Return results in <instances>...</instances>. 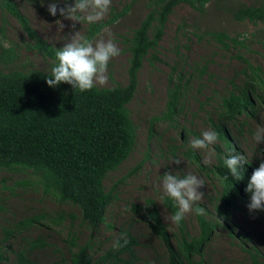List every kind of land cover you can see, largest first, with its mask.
Masks as SVG:
<instances>
[{
    "label": "rangeland",
    "instance_id": "obj_1",
    "mask_svg": "<svg viewBox=\"0 0 264 264\" xmlns=\"http://www.w3.org/2000/svg\"><path fill=\"white\" fill-rule=\"evenodd\" d=\"M15 1L45 40L54 46L64 42V32L69 31L72 21L61 18L65 28L57 31L53 21L59 14L57 17L49 15L47 2L41 6L38 1ZM255 1L213 0L203 12L181 4L169 16L163 38L154 51L156 57L145 60L138 75L137 92L128 104L136 125V142L128 158L105 177V188L112 190L113 197L106 205L105 221L99 226L90 227L81 219L77 208L43 192L33 175L0 169V254L5 256L0 264H23L19 259L22 252L40 264H68L71 247L75 250L88 243L91 253L97 257L112 247L115 239L128 233L137 236L141 243L139 264H162L161 256L157 259L161 246L141 219L142 207L148 199H154L170 231L175 229L156 191L158 175L172 170L180 174L192 172L204 180L205 185L200 189L204 195L196 203L210 204V199L213 200L215 180L194 163L188 141L201 130L212 129L210 117L217 115L219 97L232 87V81L242 84L247 78L244 71L248 61L259 64L264 72V22L240 21L231 11L239 4ZM148 2L112 0L102 21L112 20L127 6L129 9L103 28L115 37L121 53L109 62L107 83L98 86L127 82L129 51L125 39L146 15ZM75 24L76 29L86 35L88 24ZM217 31L226 32L236 40L228 39L222 44L211 34ZM4 49L14 50L15 64L4 60ZM50 64L51 59L29 49V39L20 24L0 4V68L18 65L47 70ZM175 89L178 98L173 113L170 102ZM257 125H264V111L251 122V129L243 127L240 141L249 157L257 150L250 135ZM194 152L202 162L204 154H207V164L215 162L213 145ZM173 156L182 159L179 165L171 163ZM137 206L140 209H135ZM185 218L190 232L198 234L194 210L186 213ZM249 218L246 211L236 214L241 229L250 226L254 232L264 229V223ZM29 219L33 223L24 225ZM251 236L257 240V235ZM37 237L48 245L31 250V241ZM258 245L264 252V242ZM207 252L212 264H252L250 255L240 247L238 240L227 237L223 231L215 235Z\"/></svg>",
    "mask_w": 264,
    "mask_h": 264
},
{
    "label": "trees",
    "instance_id": "obj_2",
    "mask_svg": "<svg viewBox=\"0 0 264 264\" xmlns=\"http://www.w3.org/2000/svg\"><path fill=\"white\" fill-rule=\"evenodd\" d=\"M32 1L39 3V0ZM211 1L149 0L146 15L125 39L129 51L125 84L96 85L81 92L67 83L49 87L44 80L45 70L18 65L0 68V169L33 175L43 192L77 208L81 219L90 227L103 223L106 205L113 197L112 190L105 188V177L128 158L136 142V125L128 104L137 92L139 72L146 59L156 57L154 51L163 38L169 16L178 5H189L203 12ZM0 4L20 24L29 39V49L51 59L53 64L59 46L39 34L15 0H0ZM128 9L129 6L107 22L88 25L86 35L91 37L101 31ZM231 11L237 20L264 22V0L239 4ZM211 34L222 44L228 39L236 40L226 32ZM2 55L8 64L16 63L13 49H4ZM244 73L247 78L242 84L231 82L232 87L219 97L216 117H210V125L218 134L213 145L215 162L203 163L199 154L188 148L194 163L216 183L210 204L194 205L203 209L201 213L193 209L198 234L190 232L185 216L179 224L174 222L175 229L170 231L154 199H148L142 207L141 219L161 246L157 259L161 256L162 264H212L207 256L208 247L222 231L238 240L252 264H264V252L258 245L264 242V229L256 232L252 226L241 229L236 219L238 212L246 211L254 222L264 223V211L249 213L246 209L248 194L244 191L248 176L259 163L256 151L264 149V144L257 145L254 156L249 157L240 141L243 127L251 129V122L264 111V72L259 64L248 61ZM177 98L175 89L170 102L173 113ZM227 149H234L251 160L245 165L240 181L233 180L222 165L221 157L227 154ZM162 203L171 215L174 211L171 201L165 199ZM27 223L33 221L29 219L24 225ZM252 234L257 235L256 241ZM119 238L126 239L127 243L118 248L112 246L97 257L91 253L89 243L75 250L71 247L68 264H139L141 243L137 236L128 233ZM47 245L37 237L32 239L30 249ZM4 257L0 254V259ZM19 259L23 264H40L23 252Z\"/></svg>",
    "mask_w": 264,
    "mask_h": 264
},
{
    "label": "clouds",
    "instance_id": "obj_3",
    "mask_svg": "<svg viewBox=\"0 0 264 264\" xmlns=\"http://www.w3.org/2000/svg\"><path fill=\"white\" fill-rule=\"evenodd\" d=\"M44 6L46 0H39ZM112 0H47L46 11L49 15L58 18L53 21L55 29L62 32L65 28L61 18L72 21L69 31L65 33L64 42L55 50V62L44 71L45 83L55 88L60 83H67L72 89L81 92L92 89L96 85H104L109 79L108 65L112 58L121 53L115 37L105 28L94 33L91 37L82 34L76 29L75 22H84L88 25H96L102 21L109 12ZM251 139L254 145L264 144V125H257L251 131ZM218 134L209 128L201 130L198 136L188 141V147L195 151L206 149L217 142ZM226 155L221 157L222 165L227 169V174L235 181H240L245 172V165L251 160L244 154L227 149ZM258 166L254 167L248 176L244 191L248 194L245 205L249 213L264 211V149L256 151ZM181 160L177 156L170 157L171 163L179 165ZM203 162L207 164V154L203 156ZM156 191L158 201L165 199L171 201L174 211L170 220L179 224L185 214L190 210L201 213L203 209L194 205L202 199L204 193L200 191L205 185L204 180L192 172L180 174L179 171H164L158 175ZM122 238L113 241V248L126 244Z\"/></svg>",
    "mask_w": 264,
    "mask_h": 264
}]
</instances>
